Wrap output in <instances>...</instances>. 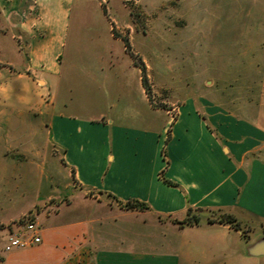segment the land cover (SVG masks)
I'll use <instances>...</instances> for the list:
<instances>
[{
    "label": "crops",
    "instance_id": "crops-1",
    "mask_svg": "<svg viewBox=\"0 0 264 264\" xmlns=\"http://www.w3.org/2000/svg\"><path fill=\"white\" fill-rule=\"evenodd\" d=\"M84 2L0 0V264H264V83L258 113L215 92L156 106L145 32L127 51ZM26 214L40 242L5 252Z\"/></svg>",
    "mask_w": 264,
    "mask_h": 264
},
{
    "label": "rangeland",
    "instance_id": "rangeland-1",
    "mask_svg": "<svg viewBox=\"0 0 264 264\" xmlns=\"http://www.w3.org/2000/svg\"><path fill=\"white\" fill-rule=\"evenodd\" d=\"M82 6L89 11L86 19L93 33L107 27L109 20L122 40L145 32L143 37L135 35L133 44L155 70L154 89L160 94L156 106H163L159 100L164 94L174 98L215 92L226 99L236 94L257 100L253 111L258 113L257 96L264 87V0H85ZM86 35L91 36L87 30ZM96 36L101 43V35ZM4 51L0 48V59ZM97 51L96 68L102 73L106 45ZM109 56L118 60L120 53ZM131 56L141 66L140 59ZM58 207L51 199L43 209L55 212Z\"/></svg>",
    "mask_w": 264,
    "mask_h": 264
},
{
    "label": "built area",
    "instance_id": "built-area-1",
    "mask_svg": "<svg viewBox=\"0 0 264 264\" xmlns=\"http://www.w3.org/2000/svg\"><path fill=\"white\" fill-rule=\"evenodd\" d=\"M19 222L22 229L18 232L11 233L3 245V250L9 252L14 249L27 248L40 242L39 225L28 214L24 215Z\"/></svg>",
    "mask_w": 264,
    "mask_h": 264
},
{
    "label": "trees",
    "instance_id": "trees-1",
    "mask_svg": "<svg viewBox=\"0 0 264 264\" xmlns=\"http://www.w3.org/2000/svg\"><path fill=\"white\" fill-rule=\"evenodd\" d=\"M126 48H128V42L127 40L123 39ZM142 71H143V85L145 87V89L147 90V93H149V87L147 85V81H146V77H145V69L144 67L141 65ZM129 206H133V205H129ZM217 220L221 223H229L231 224L233 227H235L236 229H239V223L230 215H226V214H220L217 217ZM209 222H212L211 219H208ZM200 222V211L199 210H191L188 209L186 212V216L184 219H182L181 221L178 222V224L180 225H194V224H198Z\"/></svg>",
    "mask_w": 264,
    "mask_h": 264
}]
</instances>
